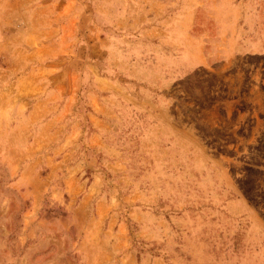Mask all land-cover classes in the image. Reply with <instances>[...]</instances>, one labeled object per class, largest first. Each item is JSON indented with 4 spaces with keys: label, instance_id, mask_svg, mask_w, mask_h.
Listing matches in <instances>:
<instances>
[{
    "label": "rangeland",
    "instance_id": "obj_1",
    "mask_svg": "<svg viewBox=\"0 0 264 264\" xmlns=\"http://www.w3.org/2000/svg\"><path fill=\"white\" fill-rule=\"evenodd\" d=\"M0 264H264V0H0Z\"/></svg>",
    "mask_w": 264,
    "mask_h": 264
}]
</instances>
